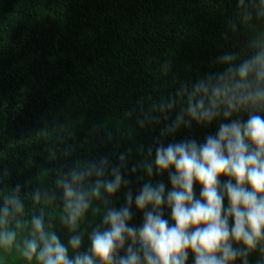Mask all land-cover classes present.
I'll return each mask as SVG.
<instances>
[{"label": "trees", "instance_id": "1", "mask_svg": "<svg viewBox=\"0 0 264 264\" xmlns=\"http://www.w3.org/2000/svg\"><path fill=\"white\" fill-rule=\"evenodd\" d=\"M262 50L264 0H0V196L19 185L22 219L30 221L44 208L45 224L53 225L72 258L73 233L60 222L63 192L56 181L78 166L107 159L128 181L116 193H105L107 207L128 206L131 192L129 225L140 228L144 211L135 196L145 183H162L165 202L159 211L173 225L167 193L173 187L169 173L176 170L156 169V148L187 140L202 144L221 123L246 121L251 111L264 117V109H249L167 131L178 115L188 120L187 96L197 83L218 82L229 67ZM225 55L233 57L231 64ZM147 163L151 176L143 167ZM105 178L112 179L110 171ZM219 179L223 185L230 178ZM201 191L194 183L195 199H202ZM223 204L229 207L227 196ZM103 214V205L98 214L89 210L80 224L79 252H90L92 231L106 227ZM28 231L19 230L18 240ZM244 259L238 256L232 264ZM246 259L264 264L259 249ZM194 261L189 251L186 264ZM0 264L28 262L15 248H0Z\"/></svg>", "mask_w": 264, "mask_h": 264}, {"label": "clouds", "instance_id": "2", "mask_svg": "<svg viewBox=\"0 0 264 264\" xmlns=\"http://www.w3.org/2000/svg\"><path fill=\"white\" fill-rule=\"evenodd\" d=\"M223 60L231 64L233 57L225 55ZM249 109H264V50L229 67L227 77H219L216 83H197L187 96L188 120L178 115L167 131L175 132L193 121L211 124L221 115L230 118ZM255 113L251 111L246 121L221 123L217 134L207 136L202 144L187 140L167 146L161 143L156 148V169L160 173L176 170L169 173L173 187L167 193L173 225L159 211L165 202L162 183H145L135 196L136 207L144 211L140 228L129 225L131 192L126 196L128 206L119 210L107 207L105 193H116L128 181L119 167L109 168V161L102 159L98 164L78 166L56 181L63 192L60 222L73 233L69 239L75 253L72 258L53 225L45 224L44 208L30 221L22 219L25 205L19 185L13 194L0 196V248H15L28 264H117L118 253L126 244L127 254L118 257V264H186L189 251L195 256L194 264H232L238 256L247 264L248 253L259 249L264 254V117ZM119 159L123 163L126 157L121 154ZM143 167L149 176L153 174L151 163ZM109 171L111 180L105 178ZM221 176L230 179L221 185ZM196 182L202 186V199L194 198ZM41 199V192L35 191L33 200L38 204ZM101 205L106 227L92 231L90 252H79L82 236L78 228L89 210L98 214ZM26 228L28 235L18 240V231ZM233 242L243 248L234 247Z\"/></svg>", "mask_w": 264, "mask_h": 264}]
</instances>
